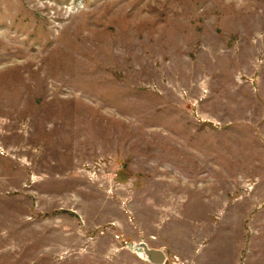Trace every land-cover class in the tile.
Returning <instances> with one entry per match:
<instances>
[{
    "label": "rangeland",
    "instance_id": "obj_1",
    "mask_svg": "<svg viewBox=\"0 0 264 264\" xmlns=\"http://www.w3.org/2000/svg\"><path fill=\"white\" fill-rule=\"evenodd\" d=\"M205 188L215 222L238 206L246 215L253 264L250 240L264 244V0H0V264H110L53 258L69 203L80 222H103L99 236L133 222L112 233L120 248L139 253L147 240L165 264H193L176 228L197 243L212 231L179 199Z\"/></svg>",
    "mask_w": 264,
    "mask_h": 264
},
{
    "label": "crops",
    "instance_id": "obj_2",
    "mask_svg": "<svg viewBox=\"0 0 264 264\" xmlns=\"http://www.w3.org/2000/svg\"><path fill=\"white\" fill-rule=\"evenodd\" d=\"M74 179L75 183L77 184V187L80 188L82 184L85 182V175L82 172H74V176L72 177ZM203 198L187 202L186 199L182 200L179 199V207L182 205L187 206L186 204L189 203L188 209L191 211L187 212H195L196 215H200L202 217V225L208 227L211 229V234L209 237V241H201L197 243V240H195L194 236L189 235L187 232H183L181 228H176L175 235L179 236V247L180 250L185 253L186 250L189 249V253H185L183 257L191 259L193 261V264H198V261L195 259L199 254L200 250L202 248H205V250H211L213 252L209 256L205 258L204 264H245L243 263L245 260L246 255V215L242 213V215L239 212V206H238V215L237 221L236 216H232V218H229V216L224 218V214L220 217L217 222L214 220V213L212 209L213 205V193L212 190L208 192L207 188H205V193L203 194ZM70 201V197L68 199ZM185 202V204H183ZM85 205V199L83 200V203ZM224 204V202H223ZM67 206V211L65 212V217H63L61 222H56L55 226H58L61 228V242L58 245L59 247H52V256L53 258H57L56 254L60 251L61 258L63 259H69V260H77L78 262L84 261L86 259L93 258L94 260H105L107 262L110 261V264H153L147 261L144 258L143 252H131L129 250H126L124 248H120V243L113 238V232L122 231L124 233L134 231V227L131 226L133 222H122V221H115V226L108 227L111 232L106 233L104 236H99L98 234V228L103 223L100 221H94L93 224H87L85 220H82L80 222L78 216L80 213V207H74L72 203H69ZM117 208L119 207V204L116 203ZM179 207H175L174 210L177 212L179 210ZM94 210L96 208L94 207ZM78 212L76 214L75 212ZM223 212V211H222ZM252 212V210H251ZM176 215V213H175ZM81 216V215H80ZM169 214L163 218V220L169 218ZM182 217V216H181ZM179 221H182V218L178 219ZM125 225L129 227H124ZM233 225L234 232L236 231V234L232 232L231 234V226ZM221 227V230L214 231V228ZM125 230H127L125 232ZM93 233V236L90 240L87 239V236L89 234ZM234 234V235H233ZM214 235L216 237L217 243L213 245L214 241ZM138 238V237H137ZM145 243L152 247L147 240H145ZM211 244V245H210ZM249 246L251 247V262L253 264H259L264 259V255H260L259 253H254L255 250L259 251L261 253L260 249L264 250V244L263 246L259 247L256 246L255 242L250 240ZM182 247V249H181ZM154 248H160L163 250V247L156 246ZM110 257H108V256ZM201 258V260L203 259ZM195 260V261H194ZM124 261H126L124 263ZM101 262V261H100ZM165 264V263H163Z\"/></svg>",
    "mask_w": 264,
    "mask_h": 264
},
{
    "label": "water",
    "instance_id": "obj_3",
    "mask_svg": "<svg viewBox=\"0 0 264 264\" xmlns=\"http://www.w3.org/2000/svg\"><path fill=\"white\" fill-rule=\"evenodd\" d=\"M137 247L143 252L144 258L153 264H163L166 259L165 252L160 248L149 247L145 242H139Z\"/></svg>",
    "mask_w": 264,
    "mask_h": 264
},
{
    "label": "built area",
    "instance_id": "obj_4",
    "mask_svg": "<svg viewBox=\"0 0 264 264\" xmlns=\"http://www.w3.org/2000/svg\"><path fill=\"white\" fill-rule=\"evenodd\" d=\"M139 248V247H138Z\"/></svg>",
    "mask_w": 264,
    "mask_h": 264
}]
</instances>
